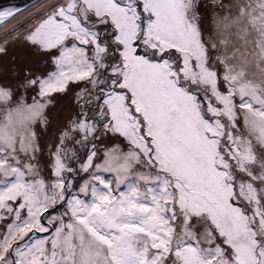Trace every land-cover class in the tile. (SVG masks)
Here are the masks:
<instances>
[{
  "label": "snow or ice",
  "instance_id": "6c2138e0",
  "mask_svg": "<svg viewBox=\"0 0 264 264\" xmlns=\"http://www.w3.org/2000/svg\"><path fill=\"white\" fill-rule=\"evenodd\" d=\"M0 264H264V0L0 7Z\"/></svg>",
  "mask_w": 264,
  "mask_h": 264
},
{
  "label": "water",
  "instance_id": "95a60500",
  "mask_svg": "<svg viewBox=\"0 0 264 264\" xmlns=\"http://www.w3.org/2000/svg\"><path fill=\"white\" fill-rule=\"evenodd\" d=\"M35 2L36 0H0V7H9V6L28 7Z\"/></svg>",
  "mask_w": 264,
  "mask_h": 264
},
{
  "label": "rangeland",
  "instance_id": "374dc122",
  "mask_svg": "<svg viewBox=\"0 0 264 264\" xmlns=\"http://www.w3.org/2000/svg\"><path fill=\"white\" fill-rule=\"evenodd\" d=\"M33 4H34V3H33ZM33 4H32V5H33ZM32 5L28 6V8H31V7H32Z\"/></svg>",
  "mask_w": 264,
  "mask_h": 264
}]
</instances>
